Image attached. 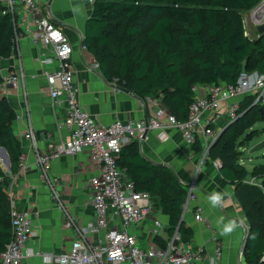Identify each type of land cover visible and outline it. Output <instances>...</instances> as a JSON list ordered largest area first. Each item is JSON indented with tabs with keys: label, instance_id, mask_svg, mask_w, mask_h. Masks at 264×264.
Wrapping results in <instances>:
<instances>
[{
	"label": "trees",
	"instance_id": "1",
	"mask_svg": "<svg viewBox=\"0 0 264 264\" xmlns=\"http://www.w3.org/2000/svg\"><path fill=\"white\" fill-rule=\"evenodd\" d=\"M260 1L95 0L84 44L106 78L116 77L141 98L161 95L166 107L184 120L197 95V77L202 85L237 84L243 72H264V29L251 36L244 22L245 12ZM3 9L0 2V58H9L16 24ZM243 97L237 118L209 152L220 159V173L234 184L246 213L249 234L244 257L249 264H264V162L255 163L248 172L239 150L244 132L259 134L251 127V114L255 121L264 120V105L253 104L254 94ZM15 118V111L0 96V146L11 160L10 175L0 164V254L12 239L8 187L19 173L23 154L13 129ZM117 163L135 180L137 189L150 193L155 211L168 217L167 233L172 236L178 229L182 241L190 242L193 229L183 219L188 191L173 170L148 159L139 140L123 146ZM248 173L261 182H249Z\"/></svg>",
	"mask_w": 264,
	"mask_h": 264
},
{
	"label": "crops",
	"instance_id": "2",
	"mask_svg": "<svg viewBox=\"0 0 264 264\" xmlns=\"http://www.w3.org/2000/svg\"><path fill=\"white\" fill-rule=\"evenodd\" d=\"M92 9L93 4L87 0H50L44 9L72 43L71 64L75 70V86L81 105L104 125L116 119H142L148 114L149 105L134 91L118 83L116 77L106 78L94 54L84 44ZM245 16H248V11ZM16 23L21 29V19ZM247 28L251 36L259 32L251 23H248ZM58 66L59 61L51 48L26 36L15 41L11 57L0 58L1 77L19 68L25 73V86H9L1 94L7 107L16 113L13 129L22 143L25 157V167L13 176L8 194L14 199L17 208H29L34 213L33 220L39 235L30 239L27 247L34 251L60 253L69 249L76 238L75 229L66 225L67 215L73 217L76 225H85L95 219L96 213L90 204V179L101 173V167L84 150L76 154H62L51 160L47 175H43L38 163L39 153L49 152L50 142L57 144L69 136L67 128L58 126L64 110L54 108L47 90L45 72L54 71ZM205 86L201 85L198 89L195 87L196 93L203 92ZM243 98L241 96L238 100ZM231 102H224L217 112L214 124L216 130L219 122L225 118L224 124L230 122L226 106ZM31 127L36 131L45 129L51 133V139L39 138L38 145H35L31 138L25 136ZM166 134V138H161L159 131L152 129L139 141L143 154L152 162L170 167L186 188L190 182L195 181L196 196L192 199L187 196L183 210V219L192 227L193 236L190 242L183 243L201 247L206 256L202 264H209L215 252L213 235L216 234L223 245L219 264H249L244 251H241L245 227H248L246 213L234 184L225 180L220 173V159L205 156L207 149L203 131L197 134L195 143L198 146L187 143L176 128L166 129ZM255 163L258 162L254 160L253 167ZM247 180L259 183L253 181L252 177ZM198 205L202 206L213 229L196 221L194 210ZM155 216L160 215L155 212ZM162 221L165 227L161 235L156 237L160 245L171 238L166 231L168 217L163 215ZM141 243L146 244L144 239H141ZM23 264L52 263L39 255H33Z\"/></svg>",
	"mask_w": 264,
	"mask_h": 264
},
{
	"label": "built area",
	"instance_id": "3",
	"mask_svg": "<svg viewBox=\"0 0 264 264\" xmlns=\"http://www.w3.org/2000/svg\"><path fill=\"white\" fill-rule=\"evenodd\" d=\"M94 4L95 0H87ZM4 14L10 13L16 24L15 41L20 37H30L33 41L49 47L59 61L54 71H46L47 90L55 109H63L64 116L59 128H67L69 136L57 144L50 142V151L39 153L38 163L43 175H47L50 161L62 154H76L87 150L91 159L98 162L101 173L90 179L91 199L96 216L85 225H76L73 217L67 215L66 225L75 229L76 238L64 252L34 251L27 247L30 239L39 235L34 224V213L29 208H17L10 196L12 239L0 254L1 264H23L33 255H39L52 264H202L206 256L201 247L185 245L177 229L164 245L156 242L165 227L155 216L150 193L139 190L134 179L117 163L121 149L126 144L140 140L152 129L166 138V129H178L185 141L193 144L201 130L206 139L207 152L217 136L215 117L224 102L231 120L238 116L241 96L254 94L253 104L264 105V72H243L237 84H208L191 102L189 115L181 120L163 103L162 96H146L148 114L142 119L121 121L116 119L108 125L99 123L79 100L75 86V70L71 64L72 43L53 17L45 13L50 0H0ZM21 19L23 28L17 25ZM244 22L257 29L264 23V0L248 11ZM248 29V28H247ZM247 33L249 34L248 30ZM25 86L22 68L9 71L1 77L0 96L8 87ZM196 90V88H195ZM35 145L38 139H51L45 129L36 131L32 127L25 134ZM206 152V153H207ZM25 157L19 159V172L23 169ZM195 181L188 185V198L195 195ZM196 221L212 228L205 217L203 208L194 210ZM213 229V228H212ZM144 239L146 244L141 243ZM215 252L209 264H219L222 257V242L216 234Z\"/></svg>",
	"mask_w": 264,
	"mask_h": 264
},
{
	"label": "rangeland",
	"instance_id": "4",
	"mask_svg": "<svg viewBox=\"0 0 264 264\" xmlns=\"http://www.w3.org/2000/svg\"><path fill=\"white\" fill-rule=\"evenodd\" d=\"M202 84L199 82L198 77L197 80L195 82V87L198 89L199 86H201ZM197 91V90H196ZM162 103L164 105L165 102H163L162 99ZM251 122H252V126L254 128H257L259 131L258 135L252 136L249 135L248 132H244L241 136H240V145H239V150H240V156H241V164L245 167L246 171L250 172L253 168V164L252 162L255 160L257 162H264V149H261L257 152H251V148L256 145L257 143L261 142L262 140H264V120L262 121H255L254 120V116L253 114H251ZM226 121V118L223 121H220L217 128V133H219V131H221L224 127V123ZM205 156H213V153L210 154L209 153H205ZM2 162V161H1ZM218 164H220V161L218 162ZM253 178V181L259 182L260 183V179L253 177L250 173H248L245 177V179H250ZM159 213V217L162 220V216L164 214H160V212L156 211V214ZM248 228V227H247Z\"/></svg>",
	"mask_w": 264,
	"mask_h": 264
},
{
	"label": "water",
	"instance_id": "5",
	"mask_svg": "<svg viewBox=\"0 0 264 264\" xmlns=\"http://www.w3.org/2000/svg\"><path fill=\"white\" fill-rule=\"evenodd\" d=\"M264 29V23L263 24H260L258 26V31L259 33ZM260 109H262V107H260ZM232 122H234V120H231L221 131H219V133L217 134V136L215 137V139L213 140L211 146L213 144H215L219 138L221 137L222 133L224 132L225 128L230 125ZM143 139V138H142ZM210 146V147H211ZM261 149H264V140H262L261 142L257 143L256 145H254L252 148H251V152H257ZM0 151L1 153L5 156V163L1 162L0 160V164L2 165V167L6 170V173L8 175L11 174V160H10V156H9V153L7 151V149L5 147H2L0 146ZM248 234H249V230L247 227H245V235H244V240H243V243H242V246H241V251H244L245 249V245H246V239L248 237Z\"/></svg>",
	"mask_w": 264,
	"mask_h": 264
},
{
	"label": "bare ground",
	"instance_id": "6",
	"mask_svg": "<svg viewBox=\"0 0 264 264\" xmlns=\"http://www.w3.org/2000/svg\"><path fill=\"white\" fill-rule=\"evenodd\" d=\"M0 160L3 162V163H5V161H6V159H5V156L1 153V151H0Z\"/></svg>",
	"mask_w": 264,
	"mask_h": 264
},
{
	"label": "clouds",
	"instance_id": "7",
	"mask_svg": "<svg viewBox=\"0 0 264 264\" xmlns=\"http://www.w3.org/2000/svg\"><path fill=\"white\" fill-rule=\"evenodd\" d=\"M215 199V198H214Z\"/></svg>",
	"mask_w": 264,
	"mask_h": 264
}]
</instances>
